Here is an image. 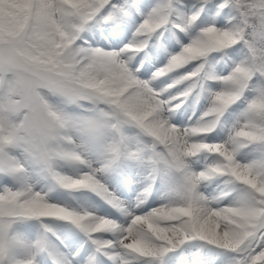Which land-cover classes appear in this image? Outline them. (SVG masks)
Wrapping results in <instances>:
<instances>
[{"label":"snow or ice","instance_id":"obj_1","mask_svg":"<svg viewBox=\"0 0 264 264\" xmlns=\"http://www.w3.org/2000/svg\"><path fill=\"white\" fill-rule=\"evenodd\" d=\"M178 256L264 264V0H0V264Z\"/></svg>","mask_w":264,"mask_h":264},{"label":"rangeland","instance_id":"obj_2","mask_svg":"<svg viewBox=\"0 0 264 264\" xmlns=\"http://www.w3.org/2000/svg\"><path fill=\"white\" fill-rule=\"evenodd\" d=\"M237 49L239 50V46H237ZM229 54L231 55V51L229 52ZM241 55H242V53H241ZM241 55H235V56H233L232 58L238 60V59L241 58ZM225 59L227 60V57H226ZM230 63H231V61H228V64H230ZM222 65H223V70H224V72H227V70H228V66L224 64V61H221L220 64H217V65H216V70H217V71H220ZM173 91H175V89H174ZM193 103H194V97H190V98L188 99L187 103H186V104L184 105V107L181 109V111H185V110H186L187 115H188V116H191L192 113H193ZM206 105H207V100H206V99H201L199 105H196V107H195L196 114L199 115V113H200L201 111L204 110V108L206 107ZM241 107H242V105H241ZM239 110H240L239 107H237L236 105H234V106L232 107V110H230L228 113H226V114H225V117L222 118V119L225 121V123H224V125H223V127H224V132H223L222 135H224V134L227 133L228 128L231 126V123H232L233 120H234V116L231 114L232 111L239 112ZM177 115H179V112L177 113ZM192 119H193V121H194V120L196 119V117L193 116ZM185 121L187 122V117H185ZM135 131H136L135 129H129V134H134ZM219 131H220V128H217V132H219ZM64 171H66V172H70V173H71V172H72V169H70V168H68V167H65V168H64ZM34 178H35V177H34ZM43 184H44V182L41 181L40 184H37V187L39 188V187L43 186ZM213 187H214L213 185H210L208 188L205 189V192L208 193L209 195L214 194V193L211 192V189H212ZM51 195H52V198H53L54 200L64 199V198H66V197L63 195V192H62V191H61L60 195H57V193H52ZM154 196L157 197V199H156V203H159L160 201H159V198H158V194L154 193ZM148 206H155V205L152 203L151 200H149V202H148ZM192 243H197V242H192ZM177 251L179 252L180 250H177ZM218 251H219V250H218ZM179 263L182 264V261H181V258L178 256V257H177V264H179ZM224 264H227V262L225 261Z\"/></svg>","mask_w":264,"mask_h":264},{"label":"bare ground","instance_id":"obj_3","mask_svg":"<svg viewBox=\"0 0 264 264\" xmlns=\"http://www.w3.org/2000/svg\"><path fill=\"white\" fill-rule=\"evenodd\" d=\"M180 264V263H179Z\"/></svg>","mask_w":264,"mask_h":264}]
</instances>
